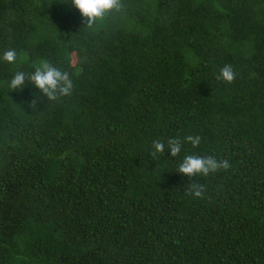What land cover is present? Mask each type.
Instances as JSON below:
<instances>
[{"label":"trees","instance_id":"obj_1","mask_svg":"<svg viewBox=\"0 0 264 264\" xmlns=\"http://www.w3.org/2000/svg\"><path fill=\"white\" fill-rule=\"evenodd\" d=\"M44 62L70 95L31 83ZM190 154L231 167L188 178ZM0 264H264V0H121L91 25L0 0Z\"/></svg>","mask_w":264,"mask_h":264},{"label":"clouds","instance_id":"obj_2","mask_svg":"<svg viewBox=\"0 0 264 264\" xmlns=\"http://www.w3.org/2000/svg\"><path fill=\"white\" fill-rule=\"evenodd\" d=\"M72 4L79 10L82 18L91 25L98 19H102L105 14L112 10H119L121 0H72ZM16 55L15 50L9 49L4 52L2 59L8 63H14ZM216 78L217 80H222L230 84L234 82L236 73L231 65H225L220 69V73ZM25 79V73L17 72L9 82L8 87L12 90L22 89L25 84ZM28 79L49 100L58 99V94L60 96L70 95L73 87L72 81L67 73L61 72L47 62L37 66ZM185 143H190L195 148L200 145L201 138L198 135H187L183 140L179 137L169 138L166 144L161 140H153L150 155L156 158L157 154H163L165 152V146L167 145V151L171 156L178 157ZM230 167L231 164L226 158L218 161L212 156L190 154L183 157L178 165L177 172L183 176L192 178L197 175L207 176L210 173H216L221 170L227 171ZM187 194L193 198H201L204 195L203 186L193 184Z\"/></svg>","mask_w":264,"mask_h":264}]
</instances>
